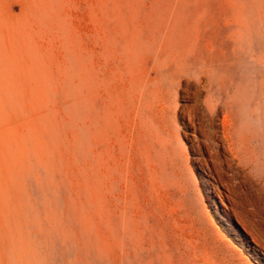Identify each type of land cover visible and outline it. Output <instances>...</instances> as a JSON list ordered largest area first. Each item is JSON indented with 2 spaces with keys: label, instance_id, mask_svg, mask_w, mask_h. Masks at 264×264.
<instances>
[{
  "label": "rangeland",
  "instance_id": "obj_1",
  "mask_svg": "<svg viewBox=\"0 0 264 264\" xmlns=\"http://www.w3.org/2000/svg\"><path fill=\"white\" fill-rule=\"evenodd\" d=\"M0 264H264V0H0Z\"/></svg>",
  "mask_w": 264,
  "mask_h": 264
}]
</instances>
